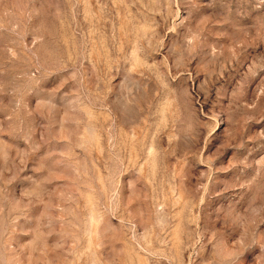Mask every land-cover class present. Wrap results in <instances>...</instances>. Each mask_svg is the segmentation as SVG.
I'll use <instances>...</instances> for the list:
<instances>
[{
  "label": "rangeland",
  "instance_id": "374dc122",
  "mask_svg": "<svg viewBox=\"0 0 264 264\" xmlns=\"http://www.w3.org/2000/svg\"><path fill=\"white\" fill-rule=\"evenodd\" d=\"M0 264H264V0H0Z\"/></svg>",
  "mask_w": 264,
  "mask_h": 264
}]
</instances>
